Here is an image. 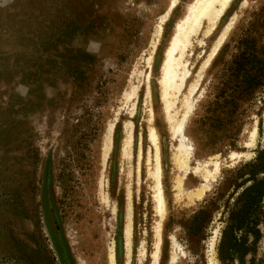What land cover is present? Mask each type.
Returning a JSON list of instances; mask_svg holds the SVG:
<instances>
[{"label":"rangeland","instance_id":"obj_1","mask_svg":"<svg viewBox=\"0 0 264 264\" xmlns=\"http://www.w3.org/2000/svg\"><path fill=\"white\" fill-rule=\"evenodd\" d=\"M169 1L0 0V264H26L14 259L24 244L40 246L54 257L40 205L48 160L76 264H109L107 250L113 240L117 264H155L158 251L156 264H170L174 256L176 264H211L210 258L221 264L216 246L225 206L233 202L235 182L241 180L236 170L264 146V86L240 102L236 123L223 125L216 148L207 145L210 135L202 130L208 124L199 118L223 79L238 39L264 18V0H231L216 21L202 20L182 50L183 90L177 98L168 97V102H174L171 112L179 116L183 98L195 105L185 128L194 146L192 169L186 173L175 158L179 141L163 114L159 80L176 19L191 0L179 1L154 52ZM229 25L226 41L211 56ZM153 52L149 93L147 60ZM151 105L162 149L166 200L160 244L155 228L160 216L147 164L148 151L153 153L148 139ZM109 123L114 128L103 166ZM125 123L132 128L133 142L122 155ZM254 125L258 137L248 147ZM238 126L239 132L232 135ZM232 150L250 155L235 161L229 157ZM210 156L219 157L220 173L208 182L209 190L194 199L190 194L205 183L196 167ZM183 174L186 190L180 192L174 186ZM202 207L210 211L211 220L195 231L191 219ZM127 222L132 228L130 253ZM260 229L256 256L264 258V226ZM49 264L58 262L52 259Z\"/></svg>","mask_w":264,"mask_h":264},{"label":"trees","instance_id":"obj_2","mask_svg":"<svg viewBox=\"0 0 264 264\" xmlns=\"http://www.w3.org/2000/svg\"><path fill=\"white\" fill-rule=\"evenodd\" d=\"M260 19L252 23L238 39L237 50L225 66L223 79L213 99L207 102L205 115L199 118L200 123L208 124L206 130H201L210 135L207 144L210 148L217 147L220 141L217 133L224 124L236 123L240 102L264 86V18ZM239 130L240 127H236L232 135ZM236 171L241 180L235 182L236 195L233 202L225 206L226 217L216 246L217 258L221 264H263L264 258L257 257L256 253L262 237L260 226H264V146L256 151L252 160L242 164ZM40 196L43 220L54 255L52 259L57 260L58 264H76L52 188L50 160L46 162L41 179ZM210 217V211L205 207L200 208L191 219V229L201 231L206 228ZM22 246L21 253L18 252L19 256L14 259L25 260L26 264L51 262L52 259L40 246Z\"/></svg>","mask_w":264,"mask_h":264},{"label":"bare ground","instance_id":"obj_3","mask_svg":"<svg viewBox=\"0 0 264 264\" xmlns=\"http://www.w3.org/2000/svg\"><path fill=\"white\" fill-rule=\"evenodd\" d=\"M179 1L180 0H170L169 1V4L167 6V12L165 16L161 18V22L158 25V31H157L158 34H157V40H156L154 52L159 43L160 36L161 34H163L162 33L163 25L165 24L169 16H171L170 14L177 8ZM230 2L231 0H191L189 1L185 6V10H183L184 13L176 19L175 29L173 33L170 35V38L167 42L165 61L162 66L161 78L159 80V88L161 91L160 93H161L163 107H164V109L162 108L163 114L165 115L166 120L169 123L170 132L173 134L174 137H177L179 141L176 146L177 151L175 154V158H176L179 168L184 170L185 173L189 171L190 169H192L190 161H191L192 154L194 152V146L190 138L187 136L185 128H186V125L188 123V120L191 114L194 111L195 105L190 99L183 98L184 99V111L179 116L171 112V107H172L171 105H174V102H172V104H169L170 101L168 102V97L177 98L180 96L183 90L185 77L184 75L182 76V74L180 73L181 65L183 64L182 50L185 49L187 43L189 42L190 36L195 32V30L201 24L204 18L209 17L211 20L216 21L224 13V11L226 10ZM231 27L232 26L229 25L227 29L221 34L220 38L217 41L216 49L214 50L211 56H213L217 52V50L220 48V46L224 43L226 36L231 31ZM154 52L149 56L147 60L149 68H150V73L148 74V82H147L149 93L152 92V84L150 82V78L152 75L151 72H152L153 62H154V56H153ZM154 114L155 113L151 105L149 108V119H148V123H149L148 139L153 149V153H150L148 151L147 164H148V174L153 179L155 208H156L157 213L160 216L159 222L157 223L155 227L158 237H159V244H160L162 242V227H163L162 220L166 212V200H165V196L163 192V185H162V167H161V150L162 149L160 147L159 134L157 132L156 127L153 124ZM128 125L129 123H125L126 137L123 142L124 146H122L123 147L122 155H125L127 153L128 148L131 146L133 142V131H132V128L128 127ZM113 128H114V124L109 123L106 133H105V142L103 144V154H102V165L103 166L105 165L107 161L109 151L111 148ZM256 136H257V126L254 125L253 129L250 132V139L247 142L248 147H251L255 144ZM245 153L244 152L238 153L237 151L232 150L229 154V157L232 160L236 161L240 159L242 155H248V156L250 155V153H246V154ZM141 157H142V151L140 147L139 166H140ZM220 169H221V162L219 161L218 156H215V157L210 156V158L207 159L206 161L199 163V165L196 167L195 172H197L204 179L205 183L196 192H194L193 194H190V197L194 199L197 198L199 200L203 196V194H205L206 191L209 190L211 185H209L208 182L212 179H216L217 175L220 173ZM184 174L178 177L175 181L174 187L180 192L186 190L185 185H184V176H185ZM100 186L102 187V182H100ZM128 203L130 204V194H128ZM131 235H132V228H131L130 222H127L126 236H127V245H128L129 253L131 252ZM174 243L177 246V242L175 240H174ZM142 250L144 251V249ZM107 258H108L109 264L118 263L114 240L110 242V247L107 250ZM159 258H160V252L158 251L155 253V258H154L156 259L155 264L157 263V260ZM175 259L176 258L174 256L170 264H176ZM210 259H211V264H214L213 259L212 258ZM127 264H130V263L128 262Z\"/></svg>","mask_w":264,"mask_h":264}]
</instances>
